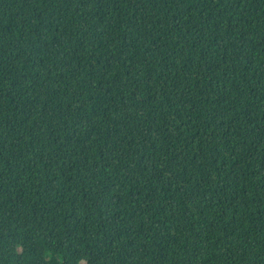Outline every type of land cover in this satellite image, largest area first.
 Wrapping results in <instances>:
<instances>
[{
  "label": "trees",
  "instance_id": "trees-1",
  "mask_svg": "<svg viewBox=\"0 0 264 264\" xmlns=\"http://www.w3.org/2000/svg\"><path fill=\"white\" fill-rule=\"evenodd\" d=\"M0 264H264V0H0Z\"/></svg>",
  "mask_w": 264,
  "mask_h": 264
}]
</instances>
